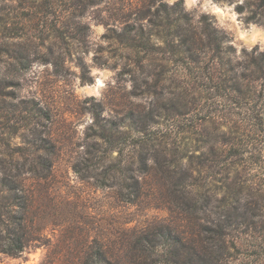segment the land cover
<instances>
[{
  "label": "rangeland",
  "instance_id": "374dc122",
  "mask_svg": "<svg viewBox=\"0 0 264 264\" xmlns=\"http://www.w3.org/2000/svg\"><path fill=\"white\" fill-rule=\"evenodd\" d=\"M0 178V264L229 214L218 264H264V0H0Z\"/></svg>",
  "mask_w": 264,
  "mask_h": 264
},
{
  "label": "trees",
  "instance_id": "16d2710c",
  "mask_svg": "<svg viewBox=\"0 0 264 264\" xmlns=\"http://www.w3.org/2000/svg\"><path fill=\"white\" fill-rule=\"evenodd\" d=\"M0 185H6L0 178ZM232 213L231 210L226 212ZM229 214L232 221L218 222L214 227L202 226L197 231L196 240L186 239L169 226L154 227L146 230L142 235L134 239L130 247V253L141 258L138 264H218L220 250L223 249L221 236L226 224L231 225L235 217ZM7 217L10 220L9 215ZM10 223V222H9ZM11 224V223H10ZM5 225L3 236H0V252L13 255L22 249V240L25 231L19 234L15 230L17 226L25 230L24 218ZM15 225V226H14ZM79 264H121L118 258L112 254H106L104 250H88Z\"/></svg>",
  "mask_w": 264,
  "mask_h": 264
}]
</instances>
